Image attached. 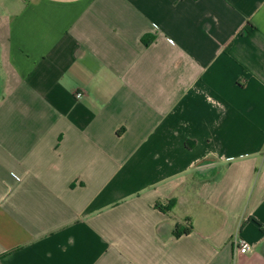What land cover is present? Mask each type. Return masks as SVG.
I'll list each match as a JSON object with an SVG mask.
<instances>
[{
	"label": "crops",
	"instance_id": "0c3cea01",
	"mask_svg": "<svg viewBox=\"0 0 264 264\" xmlns=\"http://www.w3.org/2000/svg\"><path fill=\"white\" fill-rule=\"evenodd\" d=\"M0 264H264V0H0Z\"/></svg>",
	"mask_w": 264,
	"mask_h": 264
},
{
	"label": "trees",
	"instance_id": "16d2710c",
	"mask_svg": "<svg viewBox=\"0 0 264 264\" xmlns=\"http://www.w3.org/2000/svg\"><path fill=\"white\" fill-rule=\"evenodd\" d=\"M172 205H173V200H169L165 206H161L160 204L156 203V204H155V207L158 208V210L166 211V210L169 209ZM175 228H176V229L173 230V233H174V235H176V236L180 235L181 233H188L189 229H191V228H186V229H184V230H180V226H176Z\"/></svg>",
	"mask_w": 264,
	"mask_h": 264
},
{
	"label": "built area",
	"instance_id": "2783aa9c",
	"mask_svg": "<svg viewBox=\"0 0 264 264\" xmlns=\"http://www.w3.org/2000/svg\"><path fill=\"white\" fill-rule=\"evenodd\" d=\"M80 93L75 94V97L79 98ZM234 243L240 253H245L249 250V245L246 243L245 240L237 237L234 239Z\"/></svg>",
	"mask_w": 264,
	"mask_h": 264
}]
</instances>
